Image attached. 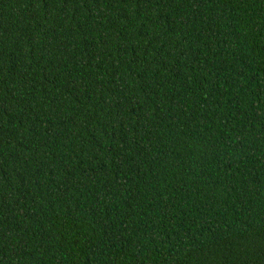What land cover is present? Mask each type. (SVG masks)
<instances>
[{"label": "trees", "instance_id": "obj_1", "mask_svg": "<svg viewBox=\"0 0 264 264\" xmlns=\"http://www.w3.org/2000/svg\"><path fill=\"white\" fill-rule=\"evenodd\" d=\"M0 264H264V0H0Z\"/></svg>", "mask_w": 264, "mask_h": 264}]
</instances>
